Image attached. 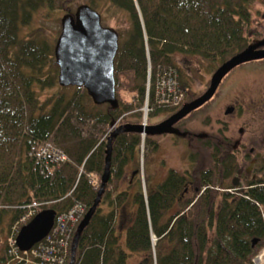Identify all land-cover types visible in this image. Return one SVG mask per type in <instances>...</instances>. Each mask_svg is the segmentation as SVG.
<instances>
[{
	"label": "trees",
	"instance_id": "16d2710c",
	"mask_svg": "<svg viewBox=\"0 0 264 264\" xmlns=\"http://www.w3.org/2000/svg\"><path fill=\"white\" fill-rule=\"evenodd\" d=\"M88 1L94 10L108 2L129 19L130 28L115 59L117 98L121 100V93H126L129 100L117 110L96 106L84 88L60 87L55 48L33 35L21 37L35 12L52 7L53 0H0V264H14L12 248L2 235L7 217L9 234H13L32 209L36 215L48 209L61 215L80 204L86 214L93 206L100 189L95 181L104 172L112 124L122 116H126L122 125L142 118L139 109L147 98V54L152 66L148 98L152 108L158 68H175L177 55L223 64L250 46L244 30L250 25V6L258 0ZM55 88L61 92L42 99ZM72 89L71 95L66 94ZM177 109L156 112L168 115ZM141 143V136L134 133L114 139L111 180L102 197L111 201L113 210L101 215L98 207L82 234L75 264H128L134 254L140 256L138 264H256L254 259L264 248V183L251 184L247 191H238L239 196L221 194L217 188L227 189L223 181L235 169L229 156L220 162L213 155L212 162L215 158L220 164L211 165L210 171L196 168L185 175L170 171L166 181L146 196L137 178L132 195V182L115 195L117 186L110 187L122 179ZM146 143L150 146V137ZM46 144L68 160L39 159L37 154ZM191 183L194 196L188 199L183 194ZM117 208L130 210L120 223ZM124 227L125 232H119ZM76 232H72L65 264H70ZM153 235L158 239L156 247Z\"/></svg>",
	"mask_w": 264,
	"mask_h": 264
},
{
	"label": "rangeland",
	"instance_id": "374dc122",
	"mask_svg": "<svg viewBox=\"0 0 264 264\" xmlns=\"http://www.w3.org/2000/svg\"><path fill=\"white\" fill-rule=\"evenodd\" d=\"M83 5H89L88 0H53L52 7L46 6L40 8L35 12L32 21L29 26L23 27L21 30V37L28 38L30 35H33V38H38L44 43L54 49L56 43L62 33V18L70 13L75 14L76 10ZM90 6V5H89ZM91 7V6H90ZM102 17V25L106 28L113 29L117 31L120 41H123L126 38L127 31L130 28V23L127 14L120 11L116 7H113L108 2L101 3L100 8L96 10ZM251 21L250 25L244 30L245 37L249 44L257 40L264 39V0L255 1L250 6ZM119 41V42H120ZM120 47V46H119ZM148 60V77H147V89L149 91L152 85V66L147 54ZM183 61V62H182ZM175 68L160 69L158 68L157 80L155 84V106L152 108L149 107V93L147 91L146 103L142 109H139V112L142 114V118L138 119L134 124H147V125H157L167 118L171 117L173 114H165L161 112H156L159 108H168L171 109V106H167L162 103L159 98L163 99L160 94H158L157 84L159 83L160 78L166 73L174 72V80L177 81L176 88L177 96L180 95V104H184L187 101H190L196 96H199L206 91L207 87L210 84L211 78L215 70L221 65L220 61L212 60H202L199 58H192L189 56L177 55L174 59ZM179 68L181 71H179ZM172 70V71H171ZM123 82V81H122ZM123 83H126L124 81ZM60 89L55 88L54 90H49L42 95L44 100L48 95H54L61 91ZM74 92H67L66 94L71 95ZM255 95H262L264 97V66L263 65H253L243 69H238L227 77L225 84L221 88L217 97L209 105L202 109L200 112L191 116L186 122L189 127L198 129L201 132H208L212 128L221 129L224 122L230 121L231 131L233 134L238 135L239 129L243 125L244 117L240 114L227 117L225 116V111L227 107L237 100L247 98L249 96L254 97ZM120 104L126 103L129 100V97L126 93H121L120 95ZM123 98V99H122ZM178 100V99H177ZM179 110V109H178ZM150 115H153L151 118ZM126 116L120 117L118 120L117 128L119 125H122L123 119ZM133 115H129L127 118H132ZM223 122V123H222ZM229 125V124H228ZM194 129V130H195ZM146 137L142 139L141 146L138 147L135 158L131 161L130 165L125 168L122 179L114 184L110 189L117 186L113 191L115 195L122 193L126 189L130 182L133 184V188H130V194L135 192V179L140 180L145 196L154 191L158 186L165 182L170 171H176L179 173H186L188 171H193L197 168L198 170L208 171V168L212 165L208 160L209 154L204 148L195 149L190 151L186 148L187 141L181 138L179 141L175 142L174 139L169 135L158 136L150 138L151 144L147 145ZM179 139V138H178ZM237 178V177H236ZM229 179V180H228ZM227 182L225 181L224 185L227 189L217 188L218 191H221V194L228 192L231 194L236 193V196H239L237 190L230 189L232 185L231 177L228 178ZM96 183L101 184V180ZM135 182V183H134ZM220 183V182H219ZM229 188V189H228ZM191 192L187 198L190 199L193 196ZM109 199H102L100 204L101 215H107L113 210V206L110 203ZM36 211V210H35ZM130 210L126 208L121 211L120 208L116 210V221L120 223L122 221V216L124 213L129 214ZM175 213V210L169 214L171 217ZM85 215V214H84ZM84 215L79 219V222L75 225L73 231L77 229L80 220L83 219ZM129 216V215H128ZM127 216V218H129ZM8 221H9V217ZM25 221H19L17 229L12 231L13 234H9L10 225L5 219L4 224L6 228V233L2 234L3 237H6V243L9 245V240L14 238V235H17L20 229L30 222L31 219L28 218V215L25 217ZM9 225V226H8ZM15 225V226H16ZM8 227V229H7ZM124 230H119V232H125ZM157 237L152 236V244L154 247L157 245ZM125 233L122 234L121 245L125 246ZM264 252V248L261 249L258 255L255 257L254 261L256 264H264V261H259V258ZM140 256L137 254L131 255L128 261V264H138Z\"/></svg>",
	"mask_w": 264,
	"mask_h": 264
},
{
	"label": "water",
	"instance_id": "95a60500",
	"mask_svg": "<svg viewBox=\"0 0 264 264\" xmlns=\"http://www.w3.org/2000/svg\"><path fill=\"white\" fill-rule=\"evenodd\" d=\"M62 33L56 43L54 55L59 67V85L62 88H84L96 106L108 105L113 110L120 107L116 91L115 59L120 38L117 31L102 25L101 15L89 5L80 6L75 14H66L61 21ZM264 41L250 45L243 52L223 63L213 74L209 89L200 97L185 104L177 113L157 125L126 124L115 128L107 141L105 168L101 185L93 206L83 217L71 246L70 264L76 263L80 239L90 225L102 202L105 188L111 180L113 141L122 133L141 137L178 135L174 126L195 110L211 101L225 77L235 68L264 59ZM233 113L229 108L226 115ZM115 124H112V128ZM235 186L236 183H235ZM56 213L48 209L37 214L20 229L16 246L20 252H29L42 243L54 228ZM253 242V247L257 244Z\"/></svg>",
	"mask_w": 264,
	"mask_h": 264
},
{
	"label": "flooded vegetation",
	"instance_id": "af4514ba",
	"mask_svg": "<svg viewBox=\"0 0 264 264\" xmlns=\"http://www.w3.org/2000/svg\"><path fill=\"white\" fill-rule=\"evenodd\" d=\"M262 41H264V39L254 41L250 45H254ZM262 50H264V47L262 48ZM192 58L197 59V57ZM253 65L264 66V59L243 64L231 71L222 81L213 99L201 108L192 112L185 119L181 120L174 126V128L179 131L178 135H169L174 139L175 142L179 141L181 138L187 141L186 148L191 152L195 149H199V147L204 148L209 154L208 160L212 165L218 166L220 162H224L225 160H227L226 156H229V158L233 162L231 166L235 169V173L231 177V186H233L235 190L241 193L251 188V184L264 183V97L262 95H255L254 97L249 96L247 98L237 100L236 102H232L227 107L226 111L229 108H232L233 113L230 115H226L225 111V116L232 117L240 114L244 117V123L239 129L238 135L233 134V132L231 131L232 129L231 124L229 123L230 121H223L224 124L221 129L215 127L208 132H201L198 129L189 127L186 121L194 114L200 112L202 109H205L207 105L214 101L221 88L225 84L227 77H229L238 69H243ZM179 71H181L180 68ZM209 87L210 84L207 87L206 91L209 89ZM205 92H203L199 96L194 97L190 101L181 104L178 109L180 110L185 104L192 102L193 100L203 95ZM178 109L173 113V115L179 111ZM213 155H218L216 159H219L220 162L214 161L215 158H213L212 162L211 156ZM208 171L210 170L208 169ZM189 172L190 171L183 173V175ZM228 180H226V182ZM223 182L225 183V181ZM235 183L237 186H235ZM192 186L193 185L191 183L185 190L183 196H188L191 193ZM126 219L127 218L125 217L123 225L127 224Z\"/></svg>",
	"mask_w": 264,
	"mask_h": 264
},
{
	"label": "built area",
	"instance_id": "2783aa9c",
	"mask_svg": "<svg viewBox=\"0 0 264 264\" xmlns=\"http://www.w3.org/2000/svg\"><path fill=\"white\" fill-rule=\"evenodd\" d=\"M172 71V70H171ZM173 71L159 77L157 84L158 94L163 99L159 100L167 106L178 107L180 106L179 90H177V81L174 80L175 76ZM177 91L180 94L177 96ZM178 99V100H177ZM146 125V124H144ZM39 159L48 160L50 162H66L67 156L62 152L54 149L50 144H46L37 154ZM28 218L31 219L36 215L35 210L28 212ZM26 215V216H27ZM84 215V208L78 204L74 206L68 213L58 215L55 219V225L49 236L38 247L33 248L29 252H20L16 246V235L9 240L10 247L12 248L11 254L14 256V264H65L69 254V247L71 235L75 225L79 219ZM25 216V217H26ZM20 221H27L26 218ZM17 229V226H16ZM15 231V230H14Z\"/></svg>",
	"mask_w": 264,
	"mask_h": 264
},
{
	"label": "bare ground",
	"instance_id": "6f19581e",
	"mask_svg": "<svg viewBox=\"0 0 264 264\" xmlns=\"http://www.w3.org/2000/svg\"><path fill=\"white\" fill-rule=\"evenodd\" d=\"M149 96V95H148ZM113 132V131H112ZM146 137L145 136H143V139H145ZM259 261H264V252H263V254L261 255V257L259 258Z\"/></svg>",
	"mask_w": 264,
	"mask_h": 264
}]
</instances>
